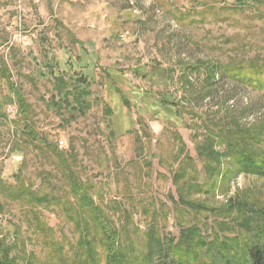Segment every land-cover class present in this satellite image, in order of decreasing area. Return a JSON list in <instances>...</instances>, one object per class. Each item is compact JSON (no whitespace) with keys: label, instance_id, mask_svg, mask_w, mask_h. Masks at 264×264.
I'll return each instance as SVG.
<instances>
[{"label":"rangeland","instance_id":"374dc122","mask_svg":"<svg viewBox=\"0 0 264 264\" xmlns=\"http://www.w3.org/2000/svg\"><path fill=\"white\" fill-rule=\"evenodd\" d=\"M67 2L40 11L50 0H0V234L11 257L18 264L90 260L83 234L95 231L80 220L61 174L66 160L101 221L118 233L119 264H145L148 235L171 250L151 264H197L187 238L249 264L241 222L227 216L250 209L264 222L257 213L264 211V176L239 172L217 139L222 177L207 180L197 147L211 120L224 134L247 130L248 158L264 161V90L220 75L206 87L205 70L189 66L264 68V0ZM2 63L27 106L25 120ZM150 101L173 105L152 110ZM180 167L196 172L202 192L189 200L207 210L178 203L183 181L174 185L173 174ZM20 184L42 202L19 198ZM92 253L93 264H105L98 242Z\"/></svg>","mask_w":264,"mask_h":264},{"label":"trees","instance_id":"16d2710c","mask_svg":"<svg viewBox=\"0 0 264 264\" xmlns=\"http://www.w3.org/2000/svg\"><path fill=\"white\" fill-rule=\"evenodd\" d=\"M191 67V71H198V70H205V79L204 84H206V87H215V82L219 75L221 77H226L234 82H241V83H250L248 84L252 88L255 87L258 90H264V82L260 81L264 77V68L258 67L255 65L247 67V69H238V71H232L226 68L223 70V72H220L218 66L215 64H197L189 66ZM1 76L4 78V81L8 85V89L12 92V95L15 97L17 101L18 106V113L21 116L22 120L27 119V106L25 105L23 98L21 95L13 89V84L11 83V77L8 75L7 67H5V64L2 63L1 66ZM107 73V77H110L111 74ZM253 77V78H252ZM252 78V79H251ZM257 83V84H256ZM125 102V100L123 101ZM151 105L150 108L153 110L155 107H162L163 104H167L172 106L171 102L169 101H150ZM125 104H128L125 102ZM205 130H207V136L203 143L197 147V154L200 157V160H202L203 164V171L204 174L207 177V180L213 179L214 181L219 178L222 175L219 174L220 170V161L221 157L223 155L220 152H217L214 150V146L216 144L215 140H221L220 144H225V153L224 156L229 157L233 160V162L236 165H240L239 172H248V174H255L259 176H264V161H261L260 164H258V160L253 162L251 159H249V155H251V152L247 151V147L249 145L248 141L246 140V137L252 136L250 133H247V130H240L237 131H228L226 134H224L222 131L223 129H220L218 127V124L212 123L211 120H208V122L205 121ZM30 134V133H29ZM234 137L236 141H233ZM245 140V141H244ZM251 142V140H250ZM59 157V156H58ZM61 158V156H60ZM62 168V175L64 177V180L66 181V184L70 190V193L73 195V198L75 201L79 204L78 209H80V214L82 222H84L85 217L87 218V221L92 224L94 228V233L92 235H89V231L87 232L85 230V234H83L84 238L89 239L87 241L88 254L90 256V260H86L85 258H77L76 264H88L96 260L95 255L91 251L93 249V246L96 242H98V245L105 254V264H119V258L120 254L119 251L116 250V244L119 240L118 233L110 227V224L103 223L102 217L100 216V210L94 205V202L88 194V191L85 187V185H82L80 180L76 177L75 174L71 172L70 165L66 160H61L59 162ZM173 184L179 185L180 182L183 181L182 186L177 188V198L178 203L180 205L189 206V208L193 210L197 209H203L207 210L205 207H201L200 204H193L189 198L194 195L196 192L201 193L202 190L201 185L198 182V176L196 175V172L193 171L191 175H186L185 170L180 167L174 174H173ZM206 180V181H207ZM214 185V182L213 184ZM15 192L18 193L19 198H23L27 203H41L42 199H38L37 196H35L33 193L28 191V188L20 184L16 189ZM45 198V197H44ZM43 198V200H44ZM27 199V200H26ZM73 206H69L68 210L70 212L69 220L72 219L75 215V210H73ZM2 210L1 202H0V213ZM231 211V210H230ZM229 211V213H230ZM252 212L250 209L245 210H238L237 214L229 215L228 218H232L234 221L241 222L240 226L244 229V232L242 233L244 236H242L243 240V249L241 248L243 255L247 259V263L249 264H264V222H257L262 221L261 219H254V214L252 215ZM260 217L264 219V211H257ZM250 216V217H249ZM84 218V219H83ZM251 218V219H250ZM231 219V220H232ZM250 221H252L250 224ZM255 226V227H254ZM198 232H191L189 236H194ZM87 236V237H86ZM153 236V235H152ZM147 236L149 244H151L152 247L147 248V255L145 259V264H151L152 259L157 254L159 255V259L162 258L161 255L164 250H168L170 252V248H163L164 243L160 241L158 237H152ZM83 238V237H82ZM81 239V238H80ZM86 239V240H88ZM91 239V240H90ZM188 238L185 240V244L187 245L186 248L190 255H193L196 259L197 264H203L202 262L205 261V264H237L235 263L232 258L222 250L219 249V246L215 245H207L202 238H197L194 241L193 238V245H190L191 243L188 242ZM189 243V244H188ZM223 244V243H222ZM85 246V247H86ZM195 247V254H193L192 248ZM201 247V248H200ZM205 248L204 255L200 252L198 249ZM13 252L12 247L8 246L3 239V237L0 234V264H18L17 259L14 257H11V253ZM166 255L165 257H167ZM201 259H205L204 261H200ZM82 261V263H81ZM90 261V262H89Z\"/></svg>","mask_w":264,"mask_h":264},{"label":"crops","instance_id":"0c3cea01","mask_svg":"<svg viewBox=\"0 0 264 264\" xmlns=\"http://www.w3.org/2000/svg\"><path fill=\"white\" fill-rule=\"evenodd\" d=\"M69 2H67V4H64L65 6H68V4L70 3H80V0H68ZM79 1V2H77ZM54 2L55 0H50V3H47L46 6L40 5L39 6V10L40 11H44L45 9L43 7H51V10H53V6H54Z\"/></svg>","mask_w":264,"mask_h":264},{"label":"built area","instance_id":"2783aa9c","mask_svg":"<svg viewBox=\"0 0 264 264\" xmlns=\"http://www.w3.org/2000/svg\"><path fill=\"white\" fill-rule=\"evenodd\" d=\"M63 144L62 142H60V145Z\"/></svg>","mask_w":264,"mask_h":264}]
</instances>
